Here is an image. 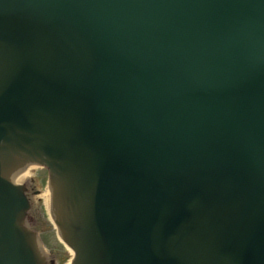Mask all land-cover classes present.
<instances>
[{
  "label": "water",
  "instance_id": "95a60500",
  "mask_svg": "<svg viewBox=\"0 0 264 264\" xmlns=\"http://www.w3.org/2000/svg\"><path fill=\"white\" fill-rule=\"evenodd\" d=\"M31 179L55 264H264V0H0V264Z\"/></svg>",
  "mask_w": 264,
  "mask_h": 264
}]
</instances>
